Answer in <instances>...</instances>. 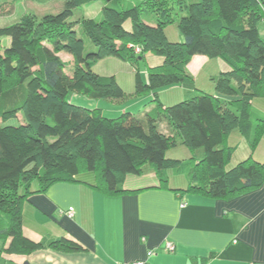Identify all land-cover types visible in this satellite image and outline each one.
Returning a JSON list of instances; mask_svg holds the SVG:
<instances>
[{"label": "trees", "instance_id": "obj_1", "mask_svg": "<svg viewBox=\"0 0 264 264\" xmlns=\"http://www.w3.org/2000/svg\"><path fill=\"white\" fill-rule=\"evenodd\" d=\"M51 1L0 0V12L10 5L1 16L11 15L18 3L29 8ZM96 1L64 0L57 14L27 11L16 24L0 28V215L8 219L6 226L0 220V239L10 240L4 249L9 255L44 248L23 234L22 203L58 183H85L109 196L138 193L124 188L127 178L153 167L160 188H167L175 172L189 185L172 191L216 200L264 185V164L252 158L228 169L234 153L229 136L239 132L254 150L264 130V117L252 108L255 98L264 97L259 31L264 0H101L98 18L72 20L78 8ZM171 26L178 28L181 41L169 38ZM61 54L71 57V64ZM149 54L164 62L144 81L137 66ZM197 55L230 66L214 80L217 95L202 92L165 107L158 92L192 79L187 66ZM108 58L136 69L132 93L115 76L95 72ZM151 93L156 108L145 122L130 112L108 118L101 109L68 101L72 94L121 103ZM160 122L171 134L160 130ZM178 145L193 157L168 158ZM35 184L39 190L33 192ZM50 248L84 252L66 238Z\"/></svg>", "mask_w": 264, "mask_h": 264}, {"label": "crops", "instance_id": "obj_2", "mask_svg": "<svg viewBox=\"0 0 264 264\" xmlns=\"http://www.w3.org/2000/svg\"><path fill=\"white\" fill-rule=\"evenodd\" d=\"M167 34L173 41L183 39L176 26L167 28ZM163 62L149 54L143 80L150 69ZM187 70L192 79L158 92L165 107L202 92L217 95L214 80L231 68L222 59L197 55ZM131 76L127 93L134 90L135 71ZM154 100L151 93L121 103L79 104L101 109L108 118L130 112L145 122L146 115L156 108ZM252 108L264 117V97L255 98ZM159 127L171 134L166 122H160ZM228 146L234 149L228 169L248 158L264 164V130L254 150L239 132L229 136ZM175 149L178 151L173 152ZM167 156L188 160L193 153L178 145ZM188 185L186 176L170 172L167 188H160L153 167L142 176L127 178L124 188L141 190L138 193L109 196L85 183L55 184L22 203L23 234L44 248L29 255H9L4 249L10 240L0 239V264H264V185L217 200L172 191ZM38 190L36 185L32 191ZM70 209L74 210L72 217L67 214ZM62 238L79 243L84 252L52 250L50 245ZM168 242L175 245L174 252L165 250Z\"/></svg>", "mask_w": 264, "mask_h": 264}, {"label": "rangeland", "instance_id": "obj_3", "mask_svg": "<svg viewBox=\"0 0 264 264\" xmlns=\"http://www.w3.org/2000/svg\"><path fill=\"white\" fill-rule=\"evenodd\" d=\"M63 6H64V0H53V1L46 3V4L29 5V8L26 5L18 3L15 5L14 12L11 15L1 16L2 14L5 15V14L9 13L8 9L10 8V5H7L6 8L4 6L2 11L0 12V28L9 27L11 25L16 24L17 22L20 21L23 14L27 11L34 12V13L40 14V15L57 14L63 9ZM102 6H103V1L99 0L93 4L80 7L75 11L74 17L72 20L80 19L83 17L98 18L99 14L101 13ZM259 31L261 33L262 39L264 40V21H262L259 24ZM78 34H79V36L84 37L80 28H78ZM84 40H85V44H87V45H88V43L90 44L89 40L86 37H84ZM6 41H7L6 39L2 41L3 48L8 47V43ZM60 56L62 57V59L64 61L71 64L72 58L70 59L69 56L62 55V54ZM137 68H138V71L140 72V74H142V76H144L146 78V76H145V69H146L145 62H140L138 64ZM94 70H95V72H97L98 74H100L102 76H110V75L116 76L117 81L120 82L121 87L123 86L122 88L124 90H128L127 88L131 84V81L128 82V75H130V79H131V77H132L131 74H133L134 71L137 72L136 69H134V67L130 63L123 62V61L116 59V58H108V59H105L103 61H100L96 65ZM67 71H69V70H67ZM68 101L73 102L75 104H79V103H82V101L86 102V103H91L90 101H92V100L87 99L85 97L76 96V95L71 94L68 97ZM92 102L100 103L101 101H92ZM103 102H105V101H103ZM176 151H178V150L177 149L173 150V152H176ZM173 152H171L172 155L174 154ZM81 178L83 180L89 182L88 177L81 175ZM34 186H36V184ZM0 219H2L1 222L4 223V226H6V224L8 223V219L6 218V216H3L1 214Z\"/></svg>", "mask_w": 264, "mask_h": 264}, {"label": "built area", "instance_id": "obj_4", "mask_svg": "<svg viewBox=\"0 0 264 264\" xmlns=\"http://www.w3.org/2000/svg\"><path fill=\"white\" fill-rule=\"evenodd\" d=\"M67 214L72 217L73 214H74V210L73 209H70L67 212ZM175 249H176V247H175V245L173 243H170V242L166 243L165 250L167 252H174ZM150 255H151V253H150ZM133 264H150V263L148 261H139V262H136V263H133Z\"/></svg>", "mask_w": 264, "mask_h": 264}]
</instances>
